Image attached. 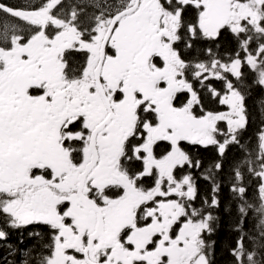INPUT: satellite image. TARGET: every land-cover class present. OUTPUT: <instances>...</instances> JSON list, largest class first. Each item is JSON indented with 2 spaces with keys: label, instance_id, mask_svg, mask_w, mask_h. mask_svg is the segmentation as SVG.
I'll use <instances>...</instances> for the list:
<instances>
[{
  "label": "snow or ice",
  "instance_id": "1",
  "mask_svg": "<svg viewBox=\"0 0 264 264\" xmlns=\"http://www.w3.org/2000/svg\"><path fill=\"white\" fill-rule=\"evenodd\" d=\"M252 83L264 0L0 2V264H214L221 210L264 264V127L225 168Z\"/></svg>",
  "mask_w": 264,
  "mask_h": 264
},
{
  "label": "trees",
  "instance_id": "2",
  "mask_svg": "<svg viewBox=\"0 0 264 264\" xmlns=\"http://www.w3.org/2000/svg\"><path fill=\"white\" fill-rule=\"evenodd\" d=\"M81 2V0H78ZM20 2H25V0H20ZM92 9L89 8L88 12H91ZM75 63H79V60H76ZM247 80L251 81V76L246 77ZM249 95L247 99V108L250 114V124L247 132L244 135L243 143L246 146L247 151H242L236 147H232L227 156L225 162V168L229 167L236 162L242 160L249 153L255 154L257 151V129L264 127V124H261V120L264 119V115L261 114V103L264 101V91L252 83L248 89ZM209 107H216L214 104H209ZM215 153L212 150H201L200 158L203 160L204 165L208 166L213 161ZM149 180V179H148ZM225 188L221 193L222 201L227 202V198L230 195L227 187V179L224 181ZM198 185L200 186L201 192L207 191V184L205 181L198 180ZM220 215V226L217 232L210 238L212 241H215L214 244V255L212 257L214 264H230L232 257L229 255L230 248L234 245L237 233L231 230V226L235 222V216L225 213L223 210L219 213ZM252 226V219L245 224V228L250 229ZM18 237L13 236L11 242L15 243ZM27 243V241H26ZM22 258V257H21Z\"/></svg>",
  "mask_w": 264,
  "mask_h": 264
},
{
  "label": "flooded vegetation",
  "instance_id": "3",
  "mask_svg": "<svg viewBox=\"0 0 264 264\" xmlns=\"http://www.w3.org/2000/svg\"><path fill=\"white\" fill-rule=\"evenodd\" d=\"M0 2H3L5 4H10V5H15V6H21V5H25L29 2L33 3V4H37L39 3V0H25V2H20V0H0ZM107 2L109 3H115V4H118L119 3V0H107ZM66 3H80L78 0H66ZM152 184V181L149 179V180H146L145 182V187H150Z\"/></svg>",
  "mask_w": 264,
  "mask_h": 264
}]
</instances>
